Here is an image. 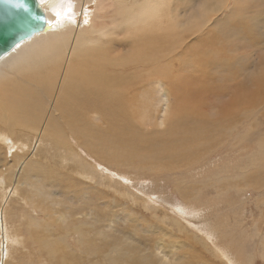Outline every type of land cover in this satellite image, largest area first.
Here are the masks:
<instances>
[{"label":"bare ground","instance_id":"6f19581e","mask_svg":"<svg viewBox=\"0 0 264 264\" xmlns=\"http://www.w3.org/2000/svg\"><path fill=\"white\" fill-rule=\"evenodd\" d=\"M223 1L225 0H188L189 3H185V0H173V4L167 9L170 0H39L46 14L45 28L21 40L0 57V136L6 137L4 132L7 131L8 136H14L13 143L27 133L34 134V139L38 142L43 143L46 138L50 141L43 143L48 146L47 151H53L55 156L59 150H68L66 159L63 153L60 158L64 162L73 160L74 172L77 175L84 174L85 177L86 171L92 174L88 165L91 162H85L80 150L74 152L71 149L74 142H80L84 152L100 161L99 163L112 166L107 161L115 158L120 165L137 164L139 167L130 169L136 176L147 173L157 177L167 173L174 181L175 188L187 201L199 198L197 191L201 192L202 188L194 189L189 185L191 181H184V184L179 182V171L207 152L208 148L210 153L213 150L210 143L216 148L224 145L227 136H218L228 129L226 124L219 123L220 132L210 127L209 132L202 130L206 120L200 118L201 114L195 110L197 105L190 101L191 95L194 96L196 92L198 100L202 101L200 92L189 86L192 78L201 83L196 75L197 70L195 74L190 70L196 62L192 60V64L177 50L182 38L197 32L199 37L195 43L187 44L184 49L198 53L199 46L205 47L200 53L202 58L198 60L199 64H205L204 69L199 72L200 76L212 75L214 69L216 73H220L221 78L223 75L235 80L243 70L241 56L234 58V67L229 70L224 63L230 57L224 53L225 49L217 46L218 43L209 48V26L204 28L208 22L206 13L209 11V3L211 9L217 12L220 10L218 4ZM233 1V12H242L245 16L246 4H250L246 2L253 0ZM181 3L187 8L184 15L180 14ZM92 5L94 8L88 12L90 23L87 24L84 11H88ZM185 20L187 21L184 22ZM231 20L227 16L221 22L230 25ZM237 23L244 31H252L247 22ZM201 28L205 30L201 31ZM186 31L190 33L186 35ZM228 31H231V26ZM116 34H123L125 41L120 42ZM234 47L237 48V45ZM209 50L217 53L216 56H222V61L216 68V63L212 66L214 55L209 58ZM210 59L212 62H209ZM184 68L188 70L183 73L181 71L186 70ZM245 71L242 72L243 76H246ZM247 77L249 83L255 80L253 75L247 74ZM243 80L234 83L230 94H219L222 97L230 96L228 104L224 101L222 108L235 123L230 125L231 132H238L243 124V118L236 112L239 111L236 108L237 101L246 102L250 97V103L258 96V90L252 91ZM221 87L224 89L227 85L221 82ZM214 92L215 97H219L216 89ZM217 108L219 106L215 105L213 109ZM248 113L250 111L246 114ZM250 123L253 128L259 129L256 127L257 122L251 120ZM86 130H89L90 141H86ZM72 134L77 138L72 140ZM26 138L30 139L28 136ZM236 138L229 144L238 145L241 138ZM258 142L261 144L262 156L264 141ZM85 143L89 149L85 147ZM123 153H131L133 156H124ZM142 155L145 158H141ZM251 161L264 167V159L260 157L253 156ZM39 162L36 159L28 160L24 165L25 174H51L50 168ZM57 167L62 171L66 166L58 163ZM247 167L242 168L245 170L239 174L248 172ZM225 170L223 173L227 171ZM220 171L213 173L215 178L221 175ZM245 175L246 173L242 176ZM59 181L58 184L61 185L62 179ZM253 181L255 182L252 176L251 182ZM3 182L5 181L0 179V188ZM203 182L202 190L209 185L206 180ZM256 184L262 182L258 181ZM3 192L1 189L2 202L6 198ZM4 215L5 210H2L0 220H4ZM30 224L37 223L30 221ZM14 239V243H25L19 233H15ZM175 242L177 241L172 244ZM11 244L8 243L3 250L6 255L10 254ZM263 244L264 242L261 246ZM58 248L56 245L49 249L54 264H70L71 258L65 248L61 251ZM262 254L264 255V249ZM224 258L231 264H240L238 260Z\"/></svg>","mask_w":264,"mask_h":264},{"label":"rangeland","instance_id":"374dc122","mask_svg":"<svg viewBox=\"0 0 264 264\" xmlns=\"http://www.w3.org/2000/svg\"><path fill=\"white\" fill-rule=\"evenodd\" d=\"M172 2L170 0L169 5L167 4V9ZM185 3H189L188 0ZM234 3L233 0L223 1L218 4L220 10L217 12L211 9L209 3V11L206 13L209 23L204 28L209 26V48L218 43V47L225 49L224 53L230 58L224 64L229 70L234 67V58L240 55L243 70L247 68L246 76H243L242 70L235 80L223 75L221 78L220 73H216L214 69L212 75L200 76L199 72L204 69L205 64H199L198 60L202 58L200 53L205 47L199 46L198 53L184 49L187 44L195 43L199 37L197 32L182 38L177 50L191 63L192 60L196 62L192 63L194 65L190 70L194 74L197 70L196 75L201 83L192 78L189 86L200 92L202 101L198 100L197 92L194 96L191 95L190 101L197 105L195 110L201 114L200 118L206 120L202 130L209 132L210 127L220 132L219 123L226 124L228 129L218 136H227L224 145L216 148L210 143L209 146L213 148L210 153L208 148L207 152L179 171V182H197L189 184L194 189H203V180L209 183L204 190L197 191L199 198L187 201L175 188L174 181L167 173L157 177L147 173L136 176L130 169L139 167L137 164L120 165L115 158L107 161L112 166L99 163L100 161L84 152L80 142H74L71 149L74 152L80 150L85 162L92 163L88 164L92 174L86 171L85 177L84 174L77 175L73 160L64 162L60 158L63 153L66 159L68 150H59L54 156L53 151H47L48 146L43 144L50 142L46 138L43 143L38 142L34 139V134L27 133L13 143L14 136H8L5 131L6 137L0 136V179L5 181L0 188V212L5 210L4 220H0V264H54L49 249L56 245L59 246V251L65 248L71 258L70 264H231L224 257L238 260L240 264H264V244L261 246L264 242V167L251 161L253 156L264 159V155H260L261 144L258 142L264 141V0L246 2L250 4H246L245 16L242 12H233ZM183 6L185 5L182 3L179 6L181 15L187 9ZM93 8L92 5L88 11H84L87 24L90 23L88 12L93 11ZM227 16L232 18L230 25L221 22ZM240 20L247 22L252 31H244L241 26H237V22H243ZM230 26L231 31H228ZM189 33L190 31L185 32L186 35ZM237 33L239 34L236 35ZM252 35L254 36L251 37ZM115 36L120 42L125 41L123 34ZM216 54L209 50V58L214 55V68L222 61V56ZM197 66L200 67L195 69ZM184 69L186 70L181 72L188 70ZM247 74L255 77L252 83H249ZM242 80L252 91L258 90V96L251 104L248 103L250 97L246 102L237 101L236 108L239 111H235L243 118V124L238 132H231L230 125L235 123L222 108V103L225 101L228 104L230 96L220 95L230 94L234 83ZM221 82L227 87L223 89ZM215 89L217 95L220 94L219 97H215ZM177 102L180 103L178 100ZM214 104L219 108L213 109ZM248 111L250 113L246 114ZM251 120L257 122L256 127L259 129L252 127ZM86 133V141H90L89 130ZM236 136L241 138L240 145H230V142L237 139ZM70 137L72 140L77 138L73 134ZM232 147L237 148L232 150ZM122 155L133 156L131 153ZM141 158L145 156L142 155ZM32 159L39 160V163L50 168L51 174L26 175L24 165ZM58 163L67 168L59 170ZM246 166L249 171H245V176H242L245 173L240 175L245 170L242 168ZM224 169L227 170L225 173ZM216 170L222 172L217 178L213 175ZM252 176L255 182H251ZM59 179H62L61 185L58 184ZM258 181L262 184L257 185ZM1 189L6 197L4 202L1 201ZM30 221L37 224L31 225ZM15 233L23 237L24 244L13 242ZM174 241L177 242L172 244ZM8 243L12 244L10 254L6 255L3 250ZM117 254L122 255L119 257Z\"/></svg>","mask_w":264,"mask_h":264},{"label":"water","instance_id":"95a60500","mask_svg":"<svg viewBox=\"0 0 264 264\" xmlns=\"http://www.w3.org/2000/svg\"><path fill=\"white\" fill-rule=\"evenodd\" d=\"M28 11L0 0V57L23 39L45 28L46 14L39 0H26Z\"/></svg>","mask_w":264,"mask_h":264},{"label":"snow or ice","instance_id":"6c2138e0","mask_svg":"<svg viewBox=\"0 0 264 264\" xmlns=\"http://www.w3.org/2000/svg\"><path fill=\"white\" fill-rule=\"evenodd\" d=\"M6 2L10 3L16 9L28 11L26 0H6Z\"/></svg>","mask_w":264,"mask_h":264}]
</instances>
